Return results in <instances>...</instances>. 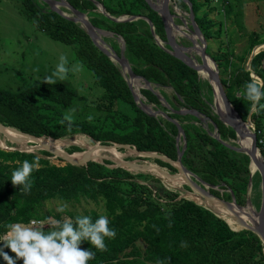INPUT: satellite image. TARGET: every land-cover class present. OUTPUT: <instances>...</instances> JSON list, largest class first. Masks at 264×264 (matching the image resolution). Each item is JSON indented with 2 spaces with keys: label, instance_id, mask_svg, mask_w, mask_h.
<instances>
[{
  "label": "trees",
  "instance_id": "1",
  "mask_svg": "<svg viewBox=\"0 0 264 264\" xmlns=\"http://www.w3.org/2000/svg\"><path fill=\"white\" fill-rule=\"evenodd\" d=\"M66 1L82 13L91 12L93 25L102 26L124 38L125 53L135 74L160 88L171 87L174 102L168 95L162 94L172 110L163 106L154 90L142 89L140 92L148 104L156 105L157 110L177 120L182 118L173 113V109L177 110L176 104L195 109L217 126L222 141L235 139L231 129L217 116L206 112L204 105H207L201 100L202 87L197 72L161 46L158 47L153 40L154 34L144 18L153 23L155 34L162 39H166L164 23L146 0H119L113 7L106 0ZM190 1L197 25L209 37L207 25L201 24L196 16L197 2ZM19 2L28 20L52 39L71 46L82 64L93 74L95 85L104 90V96L98 101L93 100L92 104L85 102L86 105L81 108L83 112L90 111V118L80 114V120H71L64 117L61 110L73 109L78 95L64 82L47 85L42 80H35L19 92L0 87V123L35 137L61 139L84 134L104 145L127 144L139 151L157 152L176 160V125L162 117H151L139 109L120 67L95 46L85 29L51 10L46 3L40 4L41 0ZM97 3L103 5L108 15L100 11ZM186 6L183 0L178 1V7ZM122 17L142 19L116 21ZM143 23L150 41L141 33L137 38L131 35ZM253 37L258 41L253 40L252 46L259 44V36ZM112 48L118 55L121 54L119 48ZM263 60L264 51L251 61V72L261 81H264ZM250 79V72L243 66L234 70L229 82L221 80L229 101L244 121L252 106L243 97L237 99L235 91ZM120 104L129 106L134 115L122 113ZM251 119L256 127L257 145L264 155V147L260 143L264 110L257 111L255 108ZM182 127L186 136L183 164L209 184L228 180L234 182L239 178L247 183L249 171L241 161L242 154L224 146L210 135V131L188 125ZM183 146L180 145L181 148ZM75 151L78 148L69 150V153ZM43 152L41 157L33 152L6 150L0 146V235L8 232L7 225L11 223L27 225L29 221L49 219L50 213L45 209L49 201H60L63 205L88 201L100 206L103 212L91 211L87 215L93 221L99 215L107 216L109 227L115 229L116 236L111 240L105 238L106 251H97L87 242H82L80 248H89L95 253L87 264H156L157 260L163 264H251L263 259L261 242L257 237L234 231L214 212L193 201H176L177 193L164 188L158 191L148 183L139 182L148 178L143 173L134 174L120 167L109 168L106 165L111 164L110 161L59 166L48 159L53 156L51 153ZM33 156L39 157V169L30 174L32 187L24 193L18 191L19 185L14 187L9 180L12 170L18 167V161H31ZM195 158L198 159L196 163ZM159 163L165 165L161 161ZM54 216L59 218L60 214ZM51 230L55 228L45 231ZM4 251L14 256L7 248Z\"/></svg>",
  "mask_w": 264,
  "mask_h": 264
},
{
  "label": "rangeland",
  "instance_id": "2",
  "mask_svg": "<svg viewBox=\"0 0 264 264\" xmlns=\"http://www.w3.org/2000/svg\"><path fill=\"white\" fill-rule=\"evenodd\" d=\"M118 1L119 0H106V3L109 6L113 7L115 4L119 3ZM178 1L179 0L177 1L172 0L170 3V11L174 15L173 24L178 28L179 26L183 27L184 28L183 31H186L187 34L194 37L199 45L202 44L201 40L199 39V36L194 35V33L192 32L193 29L189 21L188 6H186L185 8L184 7L180 8L178 7ZM195 1L197 2L198 5L196 16L201 20V24L207 25V31L210 33V36L206 37L198 25L201 34L204 36L206 40L205 45H206L207 57L212 61V64L214 66L213 68L217 69L220 79L221 80L224 79L229 82L230 80H232L234 70L236 68H241L243 66L247 71L250 72L251 79L259 78L256 74L251 72V61L257 54L264 51V35L262 34L264 33V0H195ZM42 2L43 1H41L40 4H43ZM64 12L70 16L72 15L71 11L67 8H65ZM83 12L84 15L87 17V19L91 22V20L94 17L92 13L89 11H83ZM138 19H142V18H138ZM80 26L83 25L80 24ZM93 26L100 31V37L104 40L106 45H108L109 47L114 46L116 48H119L121 51L124 48V56L131 65L125 53L126 44L124 38L122 36L115 35L114 33L106 30L102 26H95V25ZM149 27L151 29L150 24ZM163 29H164L163 34H165L166 39H162L161 37L158 36L157 33L156 35L162 41V43L160 42L162 45L161 47L164 50H166V49H170V47L167 44L166 30L165 28ZM146 32L147 29H145L143 23V25L137 26V31L135 33H131V35L134 34L133 35L134 38H137L138 34L141 33L144 35L147 41H150L149 37H147ZM255 35H258L259 36L258 39L261 41L259 44H255L252 46L251 43L253 40L258 41L253 37ZM153 40H155V36H153ZM174 41L177 45H181L184 48H190L195 46L194 43L191 42L190 38L188 37L186 38L182 35L178 36L176 34V36L174 37ZM156 43L158 47H160L157 41ZM60 55L65 56L68 62L66 65L67 67L71 68L74 64H78L80 69L78 72L69 71L63 80H58L60 82H64L68 84L76 91V94L78 95L77 105H75L73 109L61 110V112L63 113L64 117H67L71 120H75V119L80 120L82 118L80 114L90 118V114H91L90 111L83 112L81 108L86 105L85 102L88 104H92L93 100L98 101L102 96H104V90L101 87L95 85V79L93 74L82 64L79 58L75 55V52L71 48V46L65 45L59 41L52 39L48 34L41 31L36 24L28 20L23 15V12L21 10V2H19V0H0V87L1 88L12 92H19L20 90H23V88L26 85L33 83L35 80H43V78L46 75H49L51 71L55 68L56 63L58 62V57ZM196 56H197L196 60L198 62H201L200 56L199 55ZM261 66L264 67V60L262 61ZM197 79L201 82L200 83L202 87L201 100L204 104L207 105V106L204 105L205 110H207L206 112H209L213 116H217L214 108V102H213L214 93L211 85L207 83L206 80H200L198 72H197ZM151 87L162 98H164V95H168L170 100L174 102L172 97L173 91L171 87L160 88V86L156 84H151ZM223 88L225 90L224 86ZM142 89H147V88L139 87V92ZM242 89L243 87L241 85L236 88L235 96L237 97V99L238 98L240 99L242 97ZM140 95L142 100L146 104H148L149 102L145 98V96L142 93ZM148 105H150L155 110L158 109L157 106L154 104L153 105L148 104ZM176 105H177L176 106L177 110L187 109L184 106L178 104ZM120 107L121 109L119 110L122 113L134 115L133 110L129 106L120 104ZM253 107L254 106H252L251 113L248 115L250 117V122H248L247 120H245L244 122L248 125V128L252 132H256V127L251 119V115L255 112V108H256L254 107L253 109ZM178 116L182 118L181 120H178V122L181 123V125H188L190 127L197 128L198 130L203 129L205 131H210V133L212 134H216V133L219 134V130L217 126H214L212 122H210V119H208L204 113L200 115V118L204 119V121H201L199 118L194 116H193L194 118H192V115L189 114L178 115ZM217 118L218 120H220L218 116ZM262 125H263V130L261 132L260 143H262L264 147V119L262 120ZM226 127L231 129L228 126ZM0 139H2V141L6 145L4 146V144H2V147L4 146L3 148L5 149L18 150L21 152H33L41 157L44 156V152H43L44 150L31 149V147L35 146L34 143L29 142L25 145L23 144L24 145L23 146L9 142L7 139H5V136H0ZM51 140L53 143H57L58 146L61 147V149H63L65 152L68 153L69 150H72L73 148L76 149L78 148V151L75 152L83 153L88 151L87 149L89 147L104 145L101 144V142H94L90 137L84 134H77L71 137L67 136L61 139L51 138ZM184 142H186V136L185 139H182L180 141V145L184 144ZM224 142L230 144L231 146H238L236 137L235 139H228L225 140ZM106 146H112V144ZM182 148L180 147V149ZM258 149L261 153L259 147ZM130 151L131 150L117 149V152L120 153L121 159L123 161L135 162V163H139L140 165L149 164V165H154L156 167H161L170 176H173L175 174H180V171L177 168H175L174 165H172L170 162L163 161L162 159L157 157L132 154ZM158 154L163 155L160 153ZM82 155H75V156L80 157ZM105 157H106L105 161H110L111 164L108 165L112 166L113 168L120 167L134 174L143 173L148 176V178H145L139 182L146 184L148 183L149 185L155 187L158 191L161 188H164L172 193H177L178 197L176 198V201L186 199L195 202L196 204L204 207L205 209L211 210L207 204H205L202 201H197L192 195H190L194 191L192 187H190L187 184V182H185L183 179H181L182 183L180 187L177 188L172 187L167 183L168 180H173L172 178H168L164 176L165 177L164 179L162 177H159L157 173L152 172L150 169H148L149 171L146 169H136V168L134 169L121 164L118 167H115L117 163H115L114 160L110 159L109 155H106ZM240 158L241 161H243V163L247 166V169L249 171L246 184L244 183V179L243 181H241L240 178L234 182L232 180H228V181H220L219 183L217 184L215 183L214 185L209 184L208 182H205L194 171L188 168L185 164H183V161L182 164L185 167L189 178H191V180H193L199 186L210 191L213 195H216L217 197L224 199L230 203H233L235 201L236 204L240 206H245L247 200H249L252 207L256 209V211H259L262 202L261 176L258 171L253 176L251 171V159L248 155L242 154L240 155ZM48 159L53 164L59 166L68 164L62 161L59 157H55L54 155L48 157ZM261 159L264 162V155L262 153H261ZM158 160L165 163V165L164 166L161 165ZM193 160L195 163L198 162V159L196 160V158ZM251 182L253 184L251 187V191L249 192L248 187L251 185ZM59 205H63V203L56 200L47 202L45 205V209L48 210V212L50 213L49 219H47L46 221H36V223H29L27 225L22 224L21 226H27L38 230L42 229L45 231L52 227L54 228L57 227L53 224V221H60L61 219V221L63 222L64 221L74 222L73 218L76 215H87L91 211H96L98 213L103 212V209L100 206H97L94 203L88 201L65 204L66 207L63 212H58L56 210ZM217 206L220 207L219 205ZM56 214H60V217L56 218L54 216ZM217 216L223 219L234 231L240 233H246L245 235L248 237L255 236L260 240L257 234L252 230L243 228L241 227V225L232 226L227 222L226 218L223 215L220 214ZM233 222L235 221L233 220ZM248 224L251 225V223L249 222ZM0 238L7 239L8 237L6 234H1ZM260 242L263 251L264 244L262 243L261 240ZM16 264H22V262L17 261Z\"/></svg>",
  "mask_w": 264,
  "mask_h": 264
},
{
  "label": "water",
  "instance_id": "3",
  "mask_svg": "<svg viewBox=\"0 0 264 264\" xmlns=\"http://www.w3.org/2000/svg\"><path fill=\"white\" fill-rule=\"evenodd\" d=\"M41 1L46 3L51 10H53V11L57 12L58 14L66 17L67 19L74 21L75 23H78V24L80 23L83 25L82 27L85 29L87 34L90 36V38H91L92 42L95 44V46L102 53H104L111 61L116 63L121 68L123 76L128 83V86H129V89L132 93L134 101H135L136 105L139 107V109H141L142 111H144L146 114H148L151 117L161 116V117L169 120L170 122H173L178 128V134L176 136V147H177V153L178 154H177V159L175 161H173L172 159H170L167 156L159 155L158 153H155V152L139 151L136 147H131L130 145H127V144L114 143V144H112V146L98 145L95 147H98L101 149H103V148H114L116 151H117V149L133 150L142 156L157 157V158L162 159L163 161L170 162L172 165H174L175 168H177L180 171V174H175L173 176H170V175H168V173L163 168L157 167L158 169H160V172L164 176H166L168 178H172V179H174L178 176L182 177V179L185 182H187V184L190 187H192V189L194 191L191 194L189 193L190 195H192L193 197H195V198L201 200L202 202H204L205 204H207L210 207L211 211L214 212L216 215L224 214V215L228 216L229 218H231L232 220H234L239 225L243 226L244 228L252 230L253 232H255L257 234V236L260 238V240L264 244V221H263V217H264V162L261 159V153H260L258 146H257L256 132H252L248 128V125L239 116V114L235 110L234 106L229 101L227 94L223 88V85H222V82H221V79L219 77V73H218L217 69L212 68L208 65V62H207L208 57H207L206 45H205L206 40H205L204 36L201 34L197 23L195 22V14L193 11L191 1L190 0H183L189 6V21H190V24H191L192 29H193L192 32L194 33V35L199 36V39L202 41V44H201L202 48H201L200 55H199L201 58V64H195V65L190 64L186 60L187 55L184 52L178 50V45L175 43L174 37L172 36V31H171V26H170V22H173V17H174V15L170 11V3L172 0H162L160 3L159 10L154 6V4L151 1L146 0L152 9H154L155 11H157L159 13V16L161 17V19L164 23V28H165L166 33H167V44L170 47V49H166V51L168 53H170L171 55L175 56L177 59L182 61L184 64H186L189 68L193 69L194 71L199 72L200 70H204L208 74L209 77H211V78L214 77L216 79L217 89H218L220 98L222 100V103L224 105V108L226 110L227 117H228L227 121H222L221 119L220 120L226 126L230 127L232 129V131L235 133L238 146H231L230 144L225 143L224 141H222L220 139V136L217 133L216 134L210 133V135L212 137H214L215 139H217L219 142H221L227 148H229V149H231L237 153L248 155L251 159V166H252V163H254L256 170L259 172V174L261 176V181H262V202H261V207H260L259 211H257V218L254 217L252 214H250V212L248 210L250 208L253 211V209L251 208L252 205L250 204L249 200H247V203L245 206H240V205L236 204L235 201L233 203H230L224 199L217 197L216 195H213L210 191L199 186L193 180H191V178H189V176L186 172V169L182 164V157H183L184 151L186 149V142H184L183 148L180 149V141L182 139H185L184 130H183L182 126L175 119L170 118L166 112H163L160 110H155L150 105L146 104L142 100L138 85L140 87H143V88L145 87L149 90H153L151 87V83L148 80H146L144 77L138 76L137 74L134 73L131 65L129 64L128 60L124 56V48H123L121 54L118 55L113 50L112 47H109L108 45H106L104 40L100 37V31L97 30V28H95L91 24V22L87 19V17L84 15V13L76 10L70 4H68L66 1H64V0H41ZM175 1H177V0H175ZM97 6L102 13L108 15V13L106 12L103 5L97 3ZM62 8L69 9L71 11L72 15L70 16V15L66 14L63 10H61ZM136 19H138V17H131V18L122 17L120 19H116V21H133ZM146 21L151 26V31L155 36V40L158 42V44L160 46H162L160 43L161 40L155 34V29H154L153 23L149 19H146ZM176 28H178V27L176 26ZM249 66H250V64H249ZM155 94H157V93H155ZM157 96H158L159 100H161V102L163 104H165L166 107H168L165 100L159 94H157ZM254 107H253V109H254ZM173 112L175 114H178V115L189 114V115H192L194 117L199 118L201 121H204V119L200 118L201 114L195 109H181V110H175ZM247 121L250 122L249 116L247 118ZM241 126H244V130H242ZM0 133L3 136H5L7 140H9L10 142L15 143L17 145H21V143L23 141H31L32 143L35 144V146H33L31 149H42L44 151H47V152L53 154L55 157H59L62 161H64L65 163H68V164L87 165L88 162H97L100 164H104V161L106 158L105 156H99L98 159H94L91 156V154H89V151L83 152V153H85V155H83L81 157H76L75 152L68 153V152H65L64 150H61V149L55 147V146L45 144L44 142L41 141L42 137H35L33 135L23 133V132L15 129V128L7 127L1 123H0ZM9 133H13L14 135H17L19 137L17 138L15 136H12ZM245 138L251 139L249 147L242 146L240 143H238L239 140L242 141ZM6 150H9V149H6ZM115 163H117V165L115 167H118L121 164V165L128 166V167H131L134 169L135 168L136 169H146V170L149 169V166H145V165L143 166V165L137 164L135 162L116 161ZM106 166L109 168H113L110 165H106ZM249 187H248V189H249ZM211 204L212 205H214V204L219 205L221 207V209H217L214 206H211ZM222 209L225 210L226 212H223ZM243 218H246L247 220H249L251 225L246 224L244 222Z\"/></svg>",
  "mask_w": 264,
  "mask_h": 264
},
{
  "label": "clouds",
  "instance_id": "4",
  "mask_svg": "<svg viewBox=\"0 0 264 264\" xmlns=\"http://www.w3.org/2000/svg\"><path fill=\"white\" fill-rule=\"evenodd\" d=\"M67 60L64 55L58 57L55 68L49 75H46L42 82L55 85L58 80H63L69 71L78 72L79 65L74 64L67 67ZM242 97L257 111L264 110V81L259 78L250 79L245 82L242 89ZM39 169V157L33 156L32 160L18 161V167L12 170L10 183L15 187L20 186L18 191L27 193L32 187L30 174ZM66 205H59L58 212H63ZM74 224L69 221H53L57 226L55 230L44 231L20 223L7 225V239L0 238V261L3 264H87V261L95 255L89 248L82 249L79 245L87 242L97 251H106L105 238H115L116 231L109 227V219L105 215H99L95 221L88 215H77ZM36 223V221H29ZM183 246V242H181ZM7 248L14 256H10L4 249ZM156 264H163L157 260Z\"/></svg>",
  "mask_w": 264,
  "mask_h": 264
},
{
  "label": "bare ground",
  "instance_id": "5",
  "mask_svg": "<svg viewBox=\"0 0 264 264\" xmlns=\"http://www.w3.org/2000/svg\"><path fill=\"white\" fill-rule=\"evenodd\" d=\"M149 1H151L153 4H154V6L159 10V7H160V3H161V1L162 0H149ZM177 10V9H176ZM170 26H171V31H172V36L173 37H175L176 36V34L178 35V36H180V35H182V36H184V37H188V38H190L191 39V42H193L194 43V47H190V48H184L183 46H181V45H178V50H180V51H182V52H184L186 55H187V58H186V60L190 63V64H201V62H198L197 60H196V55H200V51H201V44L199 45L197 42H196V40H195V38L194 37H192L191 35H189V34H187V32L186 31H183V27H181V26H179V28H176V26L173 24V22H170ZM187 30V29H186ZM201 43H202V41H201ZM165 47H167V46H165ZM207 62H208V65L210 66V67H214L213 66V64H212V61L209 59V58H207ZM199 79L200 80H206L207 81V83H209L210 85H211V87H212V89H213V95H214V108H215V111H216V115L222 120V121H227V113H226V110H225V108H224V105H223V103H222V100H221V98H220V95H219V92H218V89H217V81H216V79L213 77V78H211V77H209L208 76V74L204 71V70H200L199 72ZM201 83V82H200ZM137 84V83H136ZM138 85V84H137ZM209 85V86H210ZM138 87H140L139 85H138ZM142 88V87H141ZM210 89V88H209ZM209 92V91H208ZM210 93V92H209ZM140 94H141V92H140ZM241 128H242V130H244V126H241ZM9 134H11L12 136H15V137H19V136H17V135H14L13 133H9ZM0 136H3L1 133H0ZM5 139H6V137H5ZM9 141V140H8ZM41 141L42 142H44L45 144H48V145H51V146H55V147H57V148H59V149H61V147H59L58 146V144L57 143H53L52 142V140H51V138H46L45 136H43L42 138H41ZM10 142V141H9ZM29 142H31V141H23L22 143H21V145H25V144H27V143H29ZM57 142V141H56ZM79 142V141H78ZM250 142H251V139L250 138H245V139H243L242 141H238V143H240L242 146H245V147H249V145H250ZM32 143V142H31ZM82 143V142H81ZM2 144H4V146H6L5 145V143L2 141V139H0V146L2 147ZM23 145V146H24ZM3 146V147H4ZM2 147V148H3ZM32 148V147H31ZM87 149V148H86ZM33 150H35V149H33ZM61 150H63V149H61ZM88 151H89V154H91V156L94 158V159H98V157L99 156H106V155H109V157H110V159H112V160H114L115 162L116 161H123L122 159H121V155H120V153L119 152H117L114 148H103V149H101V148H98V147H95V146H93V147H89L88 149H87ZM132 154H138L137 152H135V151H133V150H131L130 151ZM76 153V155H82L83 153H78V152H75ZM83 155H85V153L83 154ZM82 155V156H83ZM81 157V156H80ZM136 161V160H135ZM145 162V161H144ZM148 163V162H147ZM137 164H139V163H137ZM142 165H145V164H142ZM145 166H149V169L152 171V172H155V173H157V175H159V177H162V178H164L165 179V177H164V175L160 172V169H158L156 166H154V165H149V164H146ZM149 171V170H148ZM251 171H252V174H253V176L256 174V172H257V170H256V167H255V165H254V163H252V166H251ZM167 179V178H166ZM182 178L181 177H177L176 179H173V180H168V184L170 185V186H172V187H180V185H181V183H182V180H181ZM254 181V180H253ZM252 182H251V185H250V187H249V192L251 191V187H252ZM195 198V197H194ZM197 201H201V200H199V199H197V198H195ZM201 204V203H200ZM204 206V205H203ZM211 206H214L215 208H217V209H221L220 207H218L216 204H214V205H212L211 204ZM252 209H253V211L249 208L248 210H249V212H250V214H252L254 217H256L257 218V211H256V209H254L253 207H251ZM223 210V209H222ZM257 210H258V208H257ZM223 212H226L225 210H223ZM221 215H223L225 218H226V220H227V222L230 224V225H232V226H236V225H238V226H240L238 223H236V222H233V220L231 219V218H229L228 216H226V215H224V214H221ZM243 220H244V222L246 223V224H248V222H249V220H247L246 218H243ZM263 221H264V217H263ZM250 223V222H249ZM241 227H243V226H241ZM244 228V227H243Z\"/></svg>",
  "mask_w": 264,
  "mask_h": 264
},
{
  "label": "crops",
  "instance_id": "6",
  "mask_svg": "<svg viewBox=\"0 0 264 264\" xmlns=\"http://www.w3.org/2000/svg\"><path fill=\"white\" fill-rule=\"evenodd\" d=\"M185 3V2H184ZM186 4V3H185ZM191 4H192V2H191ZM188 6V5H187ZM188 8H189V6H188ZM157 12V11H156ZM195 14V13H194ZM138 18H140V17H138ZM145 19V18H144ZM147 19V18H146ZM145 19V20H146ZM161 43H162V41H161ZM122 52V51H121ZM170 54V53H169ZM175 57V56H174ZM164 100H165V98H163ZM161 101V100H160ZM165 102H166V100H165ZM162 103V102H161ZM167 103V102H166ZM163 104V103H162ZM167 105H168V107H166L165 106V104H163V106H165L166 108H168L169 110H172V108L170 107V105L167 103ZM173 111H175L174 109H173ZM174 113V112H173ZM175 114V113H174ZM178 115V114H177ZM158 118V117H157ZM163 118V117H162ZM165 119V118H164ZM167 120V119H166ZM177 122H178V120L177 119H175ZM173 123V122H172ZM179 123V122H178ZM174 124V123H173ZM180 125H181V123H179ZM182 126V125H181ZM177 127V126H176ZM178 129V128H177ZM178 134V133H177ZM175 139H176V137H175Z\"/></svg>",
  "mask_w": 264,
  "mask_h": 264
},
{
  "label": "built area",
  "instance_id": "7",
  "mask_svg": "<svg viewBox=\"0 0 264 264\" xmlns=\"http://www.w3.org/2000/svg\"><path fill=\"white\" fill-rule=\"evenodd\" d=\"M262 253H263V256H262L263 259L261 261L252 262L251 264H264V249Z\"/></svg>",
  "mask_w": 264,
  "mask_h": 264
}]
</instances>
